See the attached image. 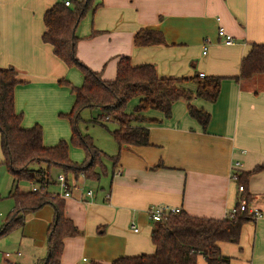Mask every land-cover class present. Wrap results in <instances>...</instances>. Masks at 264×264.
<instances>
[{
    "label": "crops",
    "instance_id": "crops-1",
    "mask_svg": "<svg viewBox=\"0 0 264 264\" xmlns=\"http://www.w3.org/2000/svg\"><path fill=\"white\" fill-rule=\"evenodd\" d=\"M55 1L0 0V68H14L26 82L15 88V110L23 115V128L36 124L42 128L45 147L70 138L68 124L60 132L56 116L70 111L73 96L57 81L74 86L82 82L79 72L41 41L42 16ZM94 2L97 8L76 29L75 50L77 58L102 79H114L118 59L127 56L132 66L153 65L160 78L203 74L223 80L214 103L191 100L210 114L205 132L189 117L182 100L173 104L168 119L146 111L143 116L152 122L141 126L149 131V145H125L119 152L115 146L112 155L119 154L115 171L103 176L96 189L87 187L83 178L75 183L91 190L92 197L79 199L74 194L64 200L65 216L80 234L64 239L60 264H110L123 256L153 254L150 232L155 223L147 219L152 206L180 208L199 218L229 217L239 197L231 178L235 171L249 173L247 207L261 216L242 226L237 245L220 242L218 247L230 264H264V75L239 82L231 79L238 75L251 44L264 42V0ZM218 28L232 37V45L223 44ZM139 30L161 32L165 44L134 46ZM180 86L195 93L191 82ZM133 101L128 113L138 100ZM236 162L241 164L237 170ZM11 187L12 179L9 191ZM8 206L12 208L10 202L5 209ZM52 218L49 205L27 215L8 244L13 250L0 252V264H37L46 254ZM197 264L205 262L198 257Z\"/></svg>",
    "mask_w": 264,
    "mask_h": 264
},
{
    "label": "trees",
    "instance_id": "trees-1",
    "mask_svg": "<svg viewBox=\"0 0 264 264\" xmlns=\"http://www.w3.org/2000/svg\"><path fill=\"white\" fill-rule=\"evenodd\" d=\"M65 1L69 2L68 6H65ZM96 8L94 0H56L42 16L44 31L41 41L51 47L57 59L68 68L77 69L82 77L79 86L64 79L57 81V85L66 87L73 96L70 111L59 114L69 125V141L60 140L54 146L45 147L43 131L39 125L22 127L23 115L15 110L14 92L16 87L26 82L18 78L14 68H0L1 164L12 179L8 197L14 201L12 211L0 226V238L20 229L27 215L45 205L51 206L53 218L46 232V255L37 260V264H60L64 239L80 234L74 223L65 216V199L48 191V186L56 183L51 179V168L61 169L67 182L77 183L80 178L99 181L101 174L105 176L115 171L118 152L122 146L149 145V131L141 125L152 121L146 119L143 113L157 111L168 119L173 104L180 100L186 103L189 117L205 132L210 114L193 106L191 100L201 99L214 103L223 80L218 76L200 78L198 74L189 78H160L153 65L132 66L127 56L118 59L114 79H102L99 72L91 70L77 58L75 50L78 42L77 27L87 13ZM133 44L144 47L165 44V41L159 31L139 30L134 35ZM259 75H264V42L251 44L250 50L240 62L238 75L231 79L239 82ZM187 82L195 85L194 94L180 86ZM133 100H138L137 104L128 113L127 106ZM91 108H98L101 114L87 123L97 124L108 131L106 122L116 125L109 131L118 148L116 154L102 152L89 135L79 132L80 113ZM70 146L83 151L85 158L81 163L70 160ZM35 165L37 169L33 168ZM41 165H45V169ZM248 177L249 173L235 174L236 188L242 186L243 191L238 192L232 216L215 220L189 216L183 211L170 215L151 228L153 254L123 256L110 264H197L198 257L205 264H230V258L220 253L218 244L225 242L237 245L242 226L253 221L246 212L239 210V199H245L246 204L250 200L246 190ZM21 181L29 182L40 191L19 190L18 183Z\"/></svg>",
    "mask_w": 264,
    "mask_h": 264
},
{
    "label": "rangeland",
    "instance_id": "rangeland-1",
    "mask_svg": "<svg viewBox=\"0 0 264 264\" xmlns=\"http://www.w3.org/2000/svg\"><path fill=\"white\" fill-rule=\"evenodd\" d=\"M75 72H78L77 69H74ZM80 74V73H79ZM81 76V75H80ZM134 102V101H132ZM129 107H131V103L129 104ZM101 112L98 108H91V109H84L80 113L81 121L78 124V129L81 134H87L91 137L94 145L100 149L102 152L112 155V151L115 148V143L113 142L111 135L109 131L113 130L116 125L113 122H106L108 125V130L104 129L103 127L97 125V124H91L87 123L88 120L96 118L98 115H100ZM57 121L62 125V128H59L60 132L66 131V123L67 121L61 117H59V114L56 116ZM69 125H67L68 128ZM64 128V130H63ZM70 130V128H69ZM69 158L72 162L81 163L85 156L81 149L75 148L73 146L69 147L68 152ZM2 163V153L0 150V226L3 222V220L7 217V215L12 211L14 206V201L10 197H8V192L11 186V177L6 170V168L1 164ZM42 169H45V165L40 166ZM34 169H37L38 167L35 165L33 166ZM63 174L62 170L56 167H53L50 169V176L53 181H56L57 177L59 175ZM100 182L103 181V175L100 176ZM71 178V177H70ZM69 178V179H70ZM70 182V181H69ZM56 183L52 184L51 186H48V191L54 195H59L60 190L57 187ZM86 186L92 189H96L100 186L98 181H88L86 182ZM18 189L21 191H27L31 189V184L26 181H21L18 183ZM7 202H10L12 205L8 206L5 209V206ZM10 209V210H9ZM154 226L155 224H151ZM18 231H12L11 233H8L7 235H4L2 238H0V242L3 243V245L0 243V252H10V250H13L11 246L8 244L11 242V240L14 239V234H17ZM19 249V248H17ZM46 254H43L42 257H44ZM13 258H10L8 262H10ZM5 260V259H4ZM31 264V263H30ZM34 264V263H33ZM36 264V263H35Z\"/></svg>",
    "mask_w": 264,
    "mask_h": 264
},
{
    "label": "built area",
    "instance_id": "built-area-1",
    "mask_svg": "<svg viewBox=\"0 0 264 264\" xmlns=\"http://www.w3.org/2000/svg\"><path fill=\"white\" fill-rule=\"evenodd\" d=\"M64 4H65V6H68L69 2L65 1ZM216 20L219 21L218 18ZM217 36L220 39H222L224 45L229 46V45L233 44L232 37L230 35H228L222 28H218ZM205 51H206V46H203V54L205 53ZM199 77L203 78L204 75L199 74ZM239 167H241L240 163H238V162L234 163L233 168L235 170H237ZM236 172L237 171L232 173L231 178L233 180L236 179L235 178ZM56 185H58V188L60 189V194L57 195L60 198H63V199L71 198V196H73L74 194H77L79 199H84L85 197H88V198L92 197V191L91 190H85V188L82 187L81 185H77V184L71 183L69 181L67 182L63 174H61L57 177ZM31 190L33 192H39L40 191L34 185L31 186ZM237 191L239 193H241L243 191L242 186H239ZM239 210H240V212H246V214L248 216H250L253 220H255L261 216L260 212L249 209L247 207L245 199H239ZM180 212H181L180 208H171V207H168L165 205L152 206L150 209L147 210V219L150 222L158 223V222L162 221L163 219L167 218L168 216L175 215V214H178ZM234 213H235V211L233 209L230 216H232ZM131 228L134 229V226L132 225ZM134 231H136V229H134ZM10 255H11L10 253L4 254L5 258L10 257ZM16 255L19 256L20 253H17Z\"/></svg>",
    "mask_w": 264,
    "mask_h": 264
}]
</instances>
